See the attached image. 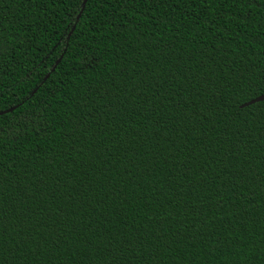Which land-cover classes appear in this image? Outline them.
Segmentation results:
<instances>
[{"label":"trees","instance_id":"1","mask_svg":"<svg viewBox=\"0 0 264 264\" xmlns=\"http://www.w3.org/2000/svg\"><path fill=\"white\" fill-rule=\"evenodd\" d=\"M264 0H0V264H264Z\"/></svg>","mask_w":264,"mask_h":264},{"label":"water","instance_id":"2","mask_svg":"<svg viewBox=\"0 0 264 264\" xmlns=\"http://www.w3.org/2000/svg\"><path fill=\"white\" fill-rule=\"evenodd\" d=\"M262 100H264V94L263 95H259L258 97L254 98V99H252V100H250L248 102L243 103L241 106H247L249 104H252V103H255V102H259V101H262ZM11 110L12 109L9 108L7 110H4V111L0 112V114L6 113V112H10Z\"/></svg>","mask_w":264,"mask_h":264}]
</instances>
